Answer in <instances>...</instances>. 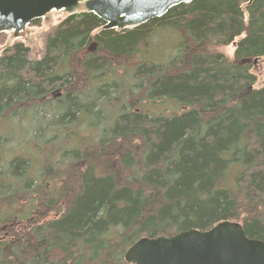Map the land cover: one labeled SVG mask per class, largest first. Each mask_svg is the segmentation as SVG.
Wrapping results in <instances>:
<instances>
[{
	"label": "trees",
	"instance_id": "16d2710c",
	"mask_svg": "<svg viewBox=\"0 0 264 264\" xmlns=\"http://www.w3.org/2000/svg\"><path fill=\"white\" fill-rule=\"evenodd\" d=\"M104 24L67 14L41 58L21 41L0 55V121L49 132L33 146L39 163L4 158L19 137L0 133V264H133L125 253L142 237L226 220L264 241V84L253 70L264 0H193L134 28ZM158 29L182 31L174 55L154 56ZM167 99L182 111L139 106ZM82 123L95 137L72 144Z\"/></svg>",
	"mask_w": 264,
	"mask_h": 264
},
{
	"label": "water",
	"instance_id": "95a60500",
	"mask_svg": "<svg viewBox=\"0 0 264 264\" xmlns=\"http://www.w3.org/2000/svg\"><path fill=\"white\" fill-rule=\"evenodd\" d=\"M192 1L0 0V32L14 31L18 35L33 20L52 11L93 12L105 22L103 30H124ZM97 46L94 41L88 50ZM258 61L256 58L254 63ZM125 260L133 264H264V241L248 237L240 222L226 220L205 231L189 229L172 236L142 237L127 250Z\"/></svg>",
	"mask_w": 264,
	"mask_h": 264
},
{
	"label": "rangeland",
	"instance_id": "374dc122",
	"mask_svg": "<svg viewBox=\"0 0 264 264\" xmlns=\"http://www.w3.org/2000/svg\"><path fill=\"white\" fill-rule=\"evenodd\" d=\"M67 15V13L63 11H53L52 13L48 14L46 17H43L39 19V22L37 24H30L28 25L24 31L19 33L18 35H15L14 32L8 31V32H1L6 34L3 43H0V55L3 53L4 49L12 44L13 42L21 41L24 42V44L30 46L31 48V58L32 59H39L43 56L44 50H45V36L47 32L55 26L62 18H64ZM183 36L182 31L179 30V32L172 31L171 29H158L157 32H155L152 36L153 41V49H154V56L157 58H161V55L163 54L166 56H172L177 52V44L181 37ZM151 41V42H152ZM89 47V46H88ZM163 48V49H162ZM99 49V46L95 48V50H90L92 53H97ZM224 53L228 54L231 53L230 47H220L219 48ZM161 52V53H160ZM263 60V59H262ZM254 72L258 76L257 86H261L264 84V62L260 61L256 63L253 66ZM150 104V103H149ZM149 104H142L140 103V107L142 106L143 109H149L148 111L150 113H164V114H170V113H178L182 111L183 106L178 105L173 100H164L158 103L157 105L151 107ZM40 115H43L42 109H40ZM47 119H51V116L49 114H46ZM96 121H99L98 119H95ZM24 122H19L18 120H3L0 121V133L5 132L9 127L13 128L17 134H18V142L9 140L8 143V149H3L4 158H9L12 155V152L15 153H24L25 155H32V159L39 163V160L42 158L41 154L37 153L35 151V148H33L35 143H43V139L45 138V134H49L48 131L44 133V137L41 135L39 136V131L36 132L37 136L35 134L32 135V131H28L26 134L25 132L28 130V127L24 126ZM85 124V126H78L75 124L74 130H76L77 134L75 135L74 139L72 140V144H75L77 140H79L80 144L84 143V140L82 141V137L85 138L87 134L94 136V133L97 132L96 128L94 126L89 125L88 123H82ZM71 133L73 131L71 130ZM75 133V132H74ZM34 136V137H33ZM91 138L87 141L93 140L94 138ZM40 138V139H39ZM42 139V140H41ZM57 140V139H56ZM55 140V141H56ZM42 141V142H41Z\"/></svg>",
	"mask_w": 264,
	"mask_h": 264
}]
</instances>
